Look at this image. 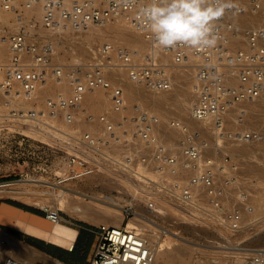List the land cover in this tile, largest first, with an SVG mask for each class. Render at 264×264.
<instances>
[{"label":"built area","instance_id":"built-area-1","mask_svg":"<svg viewBox=\"0 0 264 264\" xmlns=\"http://www.w3.org/2000/svg\"><path fill=\"white\" fill-rule=\"evenodd\" d=\"M149 2L134 0L133 6L126 7L117 0H0V7L13 14L12 24L0 20V33H4L0 36L8 46L0 70L5 118L0 128L8 129L9 135L10 123L44 130L50 119L73 124L80 121V115L100 122L102 135L90 130L73 135L55 183L83 180L108 164L106 160L117 161L114 172L133 174L143 184L139 185L141 198L157 219L170 215V207L181 210L189 223L219 234L224 241L218 244L219 250L227 257L223 264H264V246L249 243L264 229V176L246 173L236 153V147L242 145L264 150V129L232 126L236 118L245 122L249 109L244 106L264 102V0H234L236 7L216 22L217 45L202 51L183 45L157 48L136 15ZM38 5L40 18L29 13ZM246 19L248 23L241 24ZM119 20L138 32L150 49L105 41L83 62L77 60L67 68L54 66L56 80L68 82L70 93L59 92L38 105V87L53 65L57 33L82 32ZM164 55H170L173 64L191 66L194 71L199 88L190 118L198 125L180 117L165 119L139 103L125 111L124 79L113 74L125 73L148 91L166 92L173 86V68ZM96 88L111 89L113 111L122 119L88 112L84 98ZM166 127L178 132L177 145L169 141ZM115 144L124 145L121 157L110 149ZM140 166L153 168L155 177L143 175ZM14 181L0 180V194L12 193L5 190ZM136 210L137 203L130 201L124 213L130 218ZM44 211L53 223L64 220L57 206H46ZM94 228L96 243L90 264H154L156 254L148 238L135 228L105 223ZM0 243L2 255L7 239L1 238ZM235 250L240 258L232 252ZM2 264L24 263L6 253Z\"/></svg>","mask_w":264,"mask_h":264},{"label":"rangeland","instance_id":"rangeland-1","mask_svg":"<svg viewBox=\"0 0 264 264\" xmlns=\"http://www.w3.org/2000/svg\"><path fill=\"white\" fill-rule=\"evenodd\" d=\"M33 14H36L35 16L40 18L39 13L38 14L33 13ZM12 19H13V14L0 7L1 22L6 23V22H9L10 20V23L12 24ZM119 23L120 25H123L124 22L115 21L109 25L117 26L119 25ZM128 28L132 29L129 26ZM100 29L102 30L104 29V31H106L108 29V25L107 26L106 25L105 26H91L90 28L82 32L72 31V32H63L60 34L57 33L58 46L56 48V51H55V54L52 60L53 65H51L48 68V72H47L45 82H44V84L46 82H48V84H46L45 86L43 84L42 86L38 88V95H39L37 98L38 105L42 106L44 100L47 97L55 96L59 92L70 93V87H69L68 82L63 86L62 85L63 81L59 83L56 80V77L53 73L54 66L61 65L67 68L71 64L76 62L77 60L83 62L87 60L88 57H90L92 49H94L95 47H97L98 45H100L101 43L105 41H111L116 44L122 43V44L129 45L127 38H121L115 35L104 37L103 35L101 36L99 34V35H96V37H94V33H96L97 31L102 32V30ZM0 35H4V33L2 32L0 33ZM0 44L7 46L6 40H4L3 37L1 36H0ZM1 51L2 50H0V70H1V63L3 64L8 57L7 53H6L7 55L6 56L5 53ZM164 56H163L164 60L172 64L173 72H175L177 68L186 69L185 73L189 74L188 76H186V78H184V82L186 84L193 86L194 84L197 83L195 92H194V100H195L197 97V93H198L197 89L199 88V84L195 80L193 69L187 66L173 64L171 56L169 55H166L165 57ZM0 76H1V71H0ZM113 76L115 78H120V79L123 78L124 80L127 79V77L125 76V73L113 74ZM123 82L124 81H122V83ZM106 91L109 93L111 97V94H112L111 89L109 88ZM178 91L180 93H183V90L180 89V87ZM159 93H166V95L169 96L170 98L175 94V92L172 90L168 93L167 92H159ZM86 99H87V102L89 103L84 104V107L88 110V112H91L95 115H99V114H106L108 116L111 115L112 110H113V104L111 103V105L108 107H106V105L105 107L102 106L98 100V97L96 99V94L93 90H89L86 93ZM175 100L176 102L179 101L177 99ZM138 101H140L139 104L158 113L160 116H162L165 119L168 117V115L174 116V117L183 115L187 117V115L189 114V112L183 113V112H179L177 108H171V110H169L170 112H168L167 115H163L162 110H165V108L160 107L159 109L157 106L153 107L152 105H149L146 101H144L142 98L133 99L130 101V104H132V107H133V105L138 103ZM2 104H3V96L0 92V126H1V122L5 120L4 116H2L4 113ZM132 107L130 109H132ZM255 109L256 108H254V110ZM250 111H249L248 117L245 119V123L240 122L242 120L240 118H236V120L233 118L234 121L232 122V126L233 127L242 126V127H247V128L250 127V128H256V129H264V106L259 109H256L255 110L256 112L253 111L252 109H250ZM260 111L262 113H260ZM120 118L121 117L115 120H118ZM248 119H250V121ZM78 120L80 121L74 122L72 124V123L65 122L61 118L60 119H50V123L46 127L43 128L44 130H40V129L36 130L34 127L29 126V125H25L21 128H18L17 126L19 125H14L13 123H10V128H11L10 135L8 133V129L5 128L2 130L0 128L1 130L0 131V180L5 179V178H10L12 180H18L22 178L23 179L36 178V179H45L50 182H56L57 180L56 175L64 169L67 153L71 150L70 143H72L73 135L78 137L85 130L91 131V128L93 127L92 124L99 128L98 129L99 131L97 132L99 135H102L104 132L103 125L100 122L94 123L91 121H87L88 119L84 115H80ZM132 128H133L132 125L128 126V130L131 131ZM14 129L15 131H13ZM49 129L51 131H49ZM164 129H166V132L169 130L168 131L169 135L167 132L169 141H172L176 144V139L179 136L178 132L172 131L171 129L167 127ZM173 138H175V141ZM132 144L135 145V141L134 143L132 142ZM123 146L124 145L115 144L110 149L114 155L121 157V155L123 154V151L125 150ZM242 146H244L243 148L245 149L240 150V151L236 149V153L239 154L238 158H239L241 167L246 171V173L253 172V173H258L264 176V150L261 149L262 146H255V147L254 146L248 147L245 145H242ZM241 153L244 155H242ZM118 157L115 156V158L119 159ZM106 161H108L109 163L105 164L104 167L100 168V170L93 173V175L91 174L87 176L86 178H84L83 180H78L75 182L67 183V185L80 187L85 190L87 189L86 191H88L90 195L91 194L92 195H95V194L114 195L118 198V200L122 201V204H125V206L130 201L137 203L136 211L143 213V216L145 217L153 218L152 220H155L158 224L157 225L156 223L155 224L153 223L150 226H146L144 228L143 231L145 232V234H147L148 238H149L148 233H150L154 235V239L157 242H160V243L162 242L165 244L168 241L178 243L179 242L177 239L178 236L172 233V232H178L179 235L187 236L197 243L198 247L194 249V253L192 254L193 262L191 264H198L199 262L200 264H203L204 261H210V260H212L213 262L212 264H223L224 263L227 257H224V253L221 250H219V247H218L219 246L218 244L224 243V241L219 238V234L217 232L205 229L196 224L189 223V221L186 219L183 222H179L177 225L174 224L172 222L173 220L176 221L180 216H183V215L185 217L187 216L183 212H181V210H178L176 208H171V207L169 208L170 215L166 216L167 219L166 217L157 219V217H155V215L151 213V211L146 209L145 202L143 199H141V196L143 195L142 188H140L138 184H134V186L131 187L129 185H133L132 182H125L121 180V178L120 180H118L117 178H119L118 177L119 175L114 172V169H118V166H116L117 161L115 162L114 160L113 161L106 160ZM152 169L153 168H151V170ZM109 174L113 177L111 178ZM114 177L115 179H113ZM124 177H126V175ZM108 180H111V182L109 183ZM106 181L107 183H105ZM115 181L116 183L114 184L113 182ZM101 182H103V184ZM123 184L124 186H122ZM113 186H116V187L114 188ZM129 187L131 188L136 187V190L135 189L126 190ZM25 188L27 189L29 188L28 190H30L31 192L29 191L27 193L5 192V193L0 194V200L19 199L23 202L31 203L33 204V206L40 208L42 210L46 206H57V207L60 206V204L53 199L54 195L52 194L53 191L55 193L60 192L59 188L55 189L46 184L45 185L44 184H41V185L27 184L23 188L24 190H27ZM127 191L130 193L132 191V193L129 194L127 193ZM122 195L124 197L121 200ZM136 196L138 197L137 199H135ZM34 198L36 201L41 202V204L39 205L34 202L28 201V200L32 201L34 200ZM89 200H91V198H89ZM61 211L63 214L67 213L64 210H61ZM132 217H135V214ZM169 217L172 219V221L171 219H168ZM72 218L75 223H86V224H92V225H95V224L99 225V224L105 223V218H100L99 221L95 224L89 223V222L87 223L84 220L80 219L78 216H72ZM130 218L126 217L124 213V219H122L121 224L123 223V225H125ZM36 220L38 222L49 224V225L55 224L51 222L49 219H47L45 216L44 218H39ZM163 225L165 228L168 229L167 233L169 234H165L161 231L162 230L161 226ZM3 230L5 229L0 226V240L1 238L4 237ZM171 237H175V238H171ZM249 243H252L253 245L264 246V238L259 239L257 237L251 240ZM0 247H2L1 243H0ZM7 247L8 245L6 246V248ZM215 258H217L219 262H216ZM162 263L166 264V262H162ZM176 263H180V262H175L173 264H176ZM210 264H211V261H210Z\"/></svg>","mask_w":264,"mask_h":264},{"label":"bare ground","instance_id":"bare-ground-1","mask_svg":"<svg viewBox=\"0 0 264 264\" xmlns=\"http://www.w3.org/2000/svg\"><path fill=\"white\" fill-rule=\"evenodd\" d=\"M29 13L31 15L33 13H37V14L39 13L40 14L39 17H41L42 8L40 5H38V6H36V8L30 10ZM33 15H36V14H33ZM120 21L121 20H119V22ZM111 23H109V24H111ZM243 23H248V19L243 20L241 22V24H243ZM109 24H107L108 29L106 31H104V29L103 30L100 29V30H102V32L97 31L96 33H94V37H96V35H99V34L101 36L103 35L104 37L110 36V35H115L117 37L127 38L129 45L131 47L138 48L142 51H146V50L150 49L148 42H146V40L143 37H142L143 38L142 39L141 35L138 32L136 33V31H134V29H129L128 25L125 22L123 23V25H120V23H119V25H117V26L116 25H109ZM93 26H95V25H93ZM0 50H2L1 52H4L6 55L7 50H8V46H4V45L0 44ZM187 67L191 68V66H187ZM185 70L186 69H183V68H181V69L177 68L175 70V72H173L172 89L166 91L167 93L170 92L171 90L175 92V94L171 97L172 99L169 96H167L166 93H157V92L148 91L145 88H143L142 86H139L136 83H134L133 81L129 80L128 78L125 79L123 83L121 82L123 84L124 90H125V111H127L128 108L130 109L132 107V104H130L131 100L142 98L144 101H146L149 105H152L153 107L157 106L159 109H160V107L165 108V110H162L163 115H167L168 112H170L169 110H171V108H177V110L179 112H183V113L189 112L187 117L183 116V115H179L176 117L186 119L187 121H189L193 125H198V122H196L195 120L190 118V111H191L190 109H191V107L195 101L194 100V92H195V88H196L197 83L194 84L193 86H190L184 82V78H186V76L189 75L188 73H185ZM44 82H45V80L42 81L40 86H42L44 84ZM66 83H67L66 81H63L62 85L64 86ZM115 83H120V82L115 79ZM46 84H48V82H46L44 84V86ZM179 87H180V89L183 90V93H180L178 91ZM103 90H105V91H103ZM106 90L107 89H105V88L93 89V91L96 94V99L98 97L100 104L104 107H105V105H106V107H108L112 103V96L110 97L109 93ZM197 91H198V89H197ZM175 99H177L179 101L176 102ZM139 102L140 101H138V103ZM88 103L89 102H87L86 95H85L84 104H88ZM263 106H264V102L255 101V102L248 103L244 107L248 108L249 111H250V109L255 111L256 109H259ZM254 108H256V109L254 110ZM257 113H258V111H257ZM260 113H262V112L260 111ZM234 114L235 113L233 112V115ZM110 117L114 120L119 118V117H121V119H122V115L120 113L113 111V110H112ZM248 120L250 121V119H248ZM253 121H255V120H253ZM92 126L93 127L91 128V131H93L94 133H97L99 131L98 130L99 128L93 124H92ZM245 128H247V127H245ZM49 131H51V130L49 129ZM168 135H169V132H168ZM173 139L175 141V138H173ZM243 147L244 146H238V147H236V149L238 151H240V150L245 149ZM89 153L91 154L92 152L89 151ZM242 155H244V154H242ZM139 171H141V173L143 175H145L149 178L155 177L154 171L151 169H146L144 166H140ZM104 175H105V173H104ZM107 175H108V173H107ZM118 175H119L118 176L119 178H117L118 180H120V178H121V180H123L125 182H132L133 185H129L131 187L134 186V184H138V185L143 186L142 183H140L136 180V178L134 177L133 174L125 173V174H118ZM125 175H126V177H124ZM112 177L113 176H111V178ZM113 179H115V177ZM108 181H109V183L111 182V180H108ZM101 183L103 184V182H101ZM105 183H107V181ZM113 183L115 184L116 181ZM27 184H36V185L37 184H39V185H41V184L45 185L46 184L48 186H52V188H55V189L59 188L60 192H58V193H55L54 191L52 192V194L54 195L53 199L60 204L59 208L61 210L66 211L67 213H69L72 216H78L80 219L84 220L87 223L89 222V223L95 224L99 221L100 218H105V224L112 223L114 225L123 226V223L121 224V222H122V219H124L123 211L125 208V204H122V201L118 200V198L114 195H110V194H104V195L103 194L102 195H100V194L92 195L91 194L90 195L88 193V191H86L87 189L85 190V189H82L80 187L70 186L67 184L66 185H59L55 182H50V181H47L45 179H36V178H29V179H23L22 178V179L15 180L14 186L11 187V189H6L5 191H10L12 193H14V192L19 193L21 191H24L23 188ZM117 184H118V182H117ZM120 184H122V183H120ZM124 184L122 186H124ZM113 187L115 188L116 186H113ZM131 187H129L126 190H132V189L136 190V187H134V188H131ZM25 189H27V188H25ZM28 189L25 190V192L26 191L31 192ZM30 189H31V187H30ZM95 192H97V191H95ZM127 193L131 194L132 191H131V193L127 191ZM28 197H30V196H28ZM123 197L124 196L122 195L121 200ZM89 198H91V200H89ZM137 198L138 197L136 196L135 199H137ZM28 201L34 202V203L39 204V205L41 204V202L36 201L35 198L32 201L31 200H28ZM173 216H175V215H173ZM152 219L153 218H148V217L143 216V213H141V212H136L135 217L130 218L126 224L128 227L135 228L139 233L143 234L145 237L148 238L147 234H145V232L143 230L146 226H150L153 223L155 224V222ZM166 219H167V217H166ZM168 219H171V218L169 217ZM185 219L188 220L187 217H185L183 215V216H180L176 221H174V220L172 221V219H171V221L177 225L179 222H183ZM0 222L4 223V224L12 225L15 228L25 232V234L27 233V234L45 239V240L52 242V243H55L57 245L68 247V248L74 247L75 240L77 239V235H78V228H76L75 226L70 225L64 221L56 222L53 225H49V224L38 222L34 218H28V217L22 216V215L18 216L16 214H10V211L7 208H3L2 211L0 212ZM161 227H162L161 231L163 233L169 234V233H167V231H168L167 228H165L164 226H161ZM172 233L174 235L178 236L177 239L180 243L179 242L178 243L170 242V241H168L166 244L162 243V242L160 243L154 239L153 234L148 233L149 238H150V239L148 238L149 246L151 247V249L156 254V259H155L154 264H164L162 262H166V264H173L175 262H180L183 264H191L193 262L192 261V254L194 253V249L198 247L197 243L194 242L191 238H189L187 236L179 235L178 232H172ZM3 234H4V237H6V239L8 241V247L5 248V250H3L2 255H0V264H2L3 258H4L6 253L16 257L19 260H21L24 264H64V263H62V262H60V261H58L52 257H49L48 255H45L44 253L40 252L38 249H36V248H34L28 244L23 243L21 241H18L17 239L11 237L9 234H7L5 232H3ZM256 235H257L256 238L257 237L259 239L264 238V229L261 230L260 232H258ZM171 238H175V237H171ZM232 252L236 253L237 257H239V253L236 250L232 251ZM210 261L212 264L213 263L212 260H210ZM210 261H204V263L206 262L205 264H210ZM215 261L219 262V260L217 258H215ZM198 264H200V262Z\"/></svg>","mask_w":264,"mask_h":264},{"label":"clouds","instance_id":"clouds-1","mask_svg":"<svg viewBox=\"0 0 264 264\" xmlns=\"http://www.w3.org/2000/svg\"><path fill=\"white\" fill-rule=\"evenodd\" d=\"M117 3L131 7L134 0ZM235 7L234 0H150L136 15L157 48L170 50L183 45L202 51L217 45L216 22Z\"/></svg>","mask_w":264,"mask_h":264},{"label":"crops","instance_id":"crops-1","mask_svg":"<svg viewBox=\"0 0 264 264\" xmlns=\"http://www.w3.org/2000/svg\"><path fill=\"white\" fill-rule=\"evenodd\" d=\"M15 200V199H10ZM24 204H27L34 208V211L26 210L24 208H21L17 205H14L12 203H9L5 200H0V212L3 208H7L10 211V214H16V215H22L26 216L28 218H44L45 211L44 209L37 208L33 206L31 203L23 202L19 199L15 200ZM39 210L41 214H38L36 211ZM66 219V220H65ZM64 222L75 226L78 228V235L77 239L75 240V244L73 248H68L64 246L57 245L55 243L49 242L45 239L27 234L28 236L32 237V241L28 242L27 239L24 236L16 235L12 232H9L7 230H3L5 233L9 234L11 237L17 239L18 241H21L23 243H26L36 249H38L40 252L44 253L45 255H48L49 257H52L64 264H90V260L93 254L94 246L96 243V234L94 232L95 225L92 224H86V223H75L73 221V218L68 213L64 214ZM0 225L7 226L13 230H17L19 232H22L25 234V232L15 228L12 225L4 224L0 222ZM8 245V241H7Z\"/></svg>","mask_w":264,"mask_h":264},{"label":"trees","instance_id":"trees-1","mask_svg":"<svg viewBox=\"0 0 264 264\" xmlns=\"http://www.w3.org/2000/svg\"><path fill=\"white\" fill-rule=\"evenodd\" d=\"M5 201H7V202H9V203H12V204H14V205H17V206H19V207H21V208H24V209H26V210L34 211V208L31 207V206H29V205H27V204H24V203H21V202L15 201V200H10V199L5 200ZM36 212H37L38 214H41V212H40L39 210H37ZM0 226L3 227L5 230H7V231H9V232H12V233H14V234H16V235L24 236V237L27 239L28 242H31V241H32V240H31L32 237H30V236H28V235H26V234H24V233H22V232H19V231H17V230H13V229H11V228H9V227H7V226H3V225H0Z\"/></svg>","mask_w":264,"mask_h":264}]
</instances>
